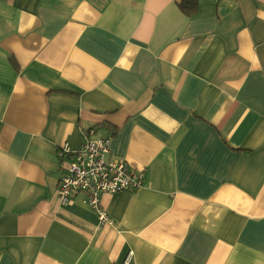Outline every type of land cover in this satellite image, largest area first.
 Segmentation results:
<instances>
[{"label": "crops", "instance_id": "obj_1", "mask_svg": "<svg viewBox=\"0 0 264 264\" xmlns=\"http://www.w3.org/2000/svg\"><path fill=\"white\" fill-rule=\"evenodd\" d=\"M0 0V264H264V0ZM143 186L111 224L57 191L86 136Z\"/></svg>", "mask_w": 264, "mask_h": 264}, {"label": "built area", "instance_id": "obj_2", "mask_svg": "<svg viewBox=\"0 0 264 264\" xmlns=\"http://www.w3.org/2000/svg\"><path fill=\"white\" fill-rule=\"evenodd\" d=\"M91 130L82 148L72 152L68 146L59 151V158L71 159L66 175L61 179L57 199L67 205L78 195L98 215L101 225L111 224L108 213L101 205L103 195H114L124 190H137L143 186V175L122 161L110 160V138L92 139ZM132 254L128 257L129 263Z\"/></svg>", "mask_w": 264, "mask_h": 264}, {"label": "trees", "instance_id": "obj_3", "mask_svg": "<svg viewBox=\"0 0 264 264\" xmlns=\"http://www.w3.org/2000/svg\"><path fill=\"white\" fill-rule=\"evenodd\" d=\"M191 2H193V0H183V1H182V5H181V7H184V8H185V6H186L187 4H189V3H191Z\"/></svg>", "mask_w": 264, "mask_h": 264}]
</instances>
